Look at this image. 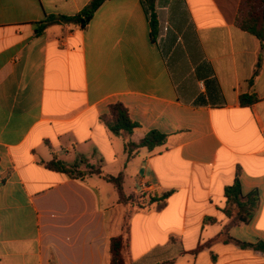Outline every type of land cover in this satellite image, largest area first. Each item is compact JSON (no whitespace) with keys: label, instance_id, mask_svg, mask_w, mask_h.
Masks as SVG:
<instances>
[{"label":"crops","instance_id":"0c3cea01","mask_svg":"<svg viewBox=\"0 0 264 264\" xmlns=\"http://www.w3.org/2000/svg\"><path fill=\"white\" fill-rule=\"evenodd\" d=\"M91 1L0 0V264H112L128 211L127 264H264L238 243L264 244V49L240 27L245 0H155V38L142 0H107L85 29L57 21L36 34ZM117 103L140 126L130 136L101 120ZM154 130L166 143L129 160L126 144ZM54 156L123 173L128 195L167 204L123 205L103 177L49 170ZM238 173L259 205L227 230Z\"/></svg>","mask_w":264,"mask_h":264},{"label":"trees","instance_id":"16d2710c","mask_svg":"<svg viewBox=\"0 0 264 264\" xmlns=\"http://www.w3.org/2000/svg\"><path fill=\"white\" fill-rule=\"evenodd\" d=\"M107 0H92L80 14L73 17H56L48 16L46 21L37 25L36 34H41L49 25L57 21L64 23H73L80 26L81 29H85L94 17L96 11L100 6ZM145 7L146 14L149 18L152 35L155 38L158 31V18L155 10V0H142ZM247 11L244 12V8L241 11L239 19L240 27L256 36L262 42V50L264 49V0H245ZM263 8L262 12L260 8ZM261 67V56L256 65L253 78L250 84L254 83L255 78L259 74ZM241 103L244 106H251L258 101L256 96H241ZM102 122L106 124L108 129L116 136L123 134L132 135L134 130L139 128V124L132 121L129 115L128 108L122 103L114 104L110 107V112L107 115L101 117ZM168 136L159 131L149 132L140 142H128L126 144V151L129 155V160L133 158L134 154L142 149L147 148L153 151L155 148L162 146L166 143ZM45 166L52 171L61 172L67 174L70 178L77 180H85L91 175H98L103 177L107 182L113 184L118 190L119 202L123 205H132L137 208H145L147 205L158 204L159 207L163 208L167 204L169 194L158 196L154 194H142L139 197L134 195H128L124 188V174L121 173L118 176H106L102 171L101 165H93L85 157H80L73 164L59 159L54 156V159L45 164ZM240 173H238L234 183L227 186L225 189L226 196V208L224 209L225 214L232 218V221L228 227L231 228L234 225L240 223H249L258 209L259 195L258 191L245 195L242 192V185L240 181ZM131 211H128L123 221V227L125 234L117 238L112 239L110 245L111 262L112 264H127L128 261L125 258V253L128 251L130 246L129 237V218ZM230 239V238H229ZM245 247H254L258 250L264 251V244L259 243L258 245L241 243Z\"/></svg>","mask_w":264,"mask_h":264},{"label":"rangeland","instance_id":"374dc122","mask_svg":"<svg viewBox=\"0 0 264 264\" xmlns=\"http://www.w3.org/2000/svg\"><path fill=\"white\" fill-rule=\"evenodd\" d=\"M243 8L245 9L244 12L248 10V9H246V3L244 4V7H243ZM262 10H263V8L261 7V8H260V11L262 12ZM125 215H126V214H125ZM124 218H125V216H124ZM127 252H128V251H126V253H125V258H126V260L128 259V256H127L128 253H127Z\"/></svg>","mask_w":264,"mask_h":264}]
</instances>
